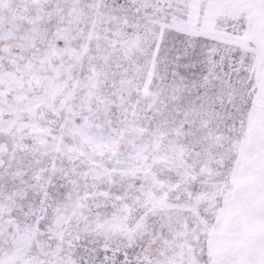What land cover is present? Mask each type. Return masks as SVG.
I'll use <instances>...</instances> for the list:
<instances>
[{"label":"snow or ice","instance_id":"1","mask_svg":"<svg viewBox=\"0 0 264 264\" xmlns=\"http://www.w3.org/2000/svg\"><path fill=\"white\" fill-rule=\"evenodd\" d=\"M0 264H264V0H0Z\"/></svg>","mask_w":264,"mask_h":264}]
</instances>
